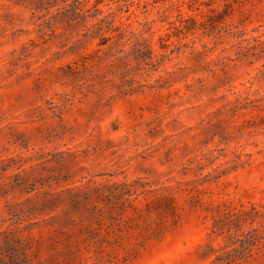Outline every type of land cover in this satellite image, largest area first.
Masks as SVG:
<instances>
[{
  "label": "clouds",
  "instance_id": "obj_1",
  "mask_svg": "<svg viewBox=\"0 0 264 264\" xmlns=\"http://www.w3.org/2000/svg\"><path fill=\"white\" fill-rule=\"evenodd\" d=\"M0 264H264V0H0Z\"/></svg>",
  "mask_w": 264,
  "mask_h": 264
}]
</instances>
